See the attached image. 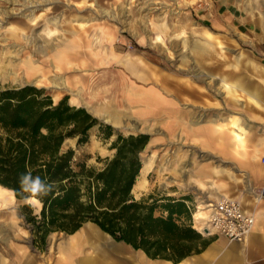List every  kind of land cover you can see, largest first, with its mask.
<instances>
[{
	"label": "rangeland",
	"instance_id": "374dc122",
	"mask_svg": "<svg viewBox=\"0 0 264 264\" xmlns=\"http://www.w3.org/2000/svg\"><path fill=\"white\" fill-rule=\"evenodd\" d=\"M202 1L0 0V88H42L54 104L66 99L70 106L83 107L96 117L101 124L90 130L89 141L76 150L77 157L91 165L98 164L97 157L113 155L109 147L117 135L148 134L149 144L141 160L147 158L150 166L145 174L141 172L138 179H144V188L133 191L134 196L188 195L194 215L199 206L215 199V189L189 173L191 165L185 154L193 153L197 164L200 157L195 150L161 146L153 113L144 119L120 116L115 122L109 105L120 109L126 98L156 96L159 110L158 89L168 92L170 82L178 81V85L195 87L209 97L206 119L221 123L224 120L219 119L227 121L237 115L255 129L264 128V108L253 105L244 91H238L239 99L234 100L219 84L221 79L244 84L246 90L258 91L264 103V0H231L236 16L220 26L203 21L198 11ZM203 31H210L218 43L214 40L206 54L196 55L205 47L200 36ZM59 51L65 52L70 63H62L61 69L52 67ZM132 61L146 69L147 79L129 72ZM28 62L40 72L36 74ZM54 76L65 78L69 88L52 87ZM106 125L112 128L109 139L104 138ZM69 147H76V138L64 142L63 149ZM240 188L225 196L240 198ZM251 199L244 195L241 200L249 208ZM39 210L38 201L17 200L0 187V264H59L69 234L51 232L41 245L28 222ZM194 220L192 216L193 226H201Z\"/></svg>",
	"mask_w": 264,
	"mask_h": 264
},
{
	"label": "trees",
	"instance_id": "16d2710c",
	"mask_svg": "<svg viewBox=\"0 0 264 264\" xmlns=\"http://www.w3.org/2000/svg\"><path fill=\"white\" fill-rule=\"evenodd\" d=\"M99 124L66 99L54 104L42 88H0V187L17 200H28L22 177L40 178L47 195L35 198L39 214L28 219L39 243L51 232L73 234L89 222L151 259L177 263L198 252L206 240L193 226L190 196L136 198L132 193L148 134L117 135L109 147L113 155L97 157L96 165L77 157L76 150ZM105 129L109 139L112 128ZM69 138H76V147L63 149Z\"/></svg>",
	"mask_w": 264,
	"mask_h": 264
},
{
	"label": "crops",
	"instance_id": "0c3cea01",
	"mask_svg": "<svg viewBox=\"0 0 264 264\" xmlns=\"http://www.w3.org/2000/svg\"><path fill=\"white\" fill-rule=\"evenodd\" d=\"M198 9L203 21L211 26H220L234 19L237 11L231 0H203ZM200 36L205 47L196 51V55L206 54L213 41H217L210 31H203ZM128 70L138 79L149 77L142 65L137 69L128 64ZM219 84L234 100L239 99L238 91H244L253 105L264 108L258 91L246 90L244 84H230L223 79ZM158 90L160 107L158 110L157 104L154 123L155 130H159L160 145L169 144L171 150L174 146L195 150L200 157L197 164L191 150L185 154L191 165L189 173L203 185L214 188V198L241 186L240 198L247 195L253 204L247 208L239 195L235 198L242 202L246 211L253 213L255 223L252 231L241 242L228 241L218 235L205 237L206 244L198 252L174 263L151 259L143 251L116 242L89 223L88 228L81 227L68 235V240L61 247L64 257L57 259L59 264H264V198L256 200L253 194L264 186V128L255 129L237 115L227 117V121L219 119L224 120L221 123L206 119L204 115L208 112V105L205 101L209 97L195 87H184L178 85V81L176 84L171 81L168 92L162 88ZM235 129L241 134L238 135Z\"/></svg>",
	"mask_w": 264,
	"mask_h": 264
},
{
	"label": "built area",
	"instance_id": "2783aa9c",
	"mask_svg": "<svg viewBox=\"0 0 264 264\" xmlns=\"http://www.w3.org/2000/svg\"><path fill=\"white\" fill-rule=\"evenodd\" d=\"M264 162V158H262ZM256 200L264 198V186L254 191ZM206 218L200 230L194 226L202 237L211 235L223 236L228 241H243L252 231L255 223L253 213L244 209L242 202L235 198L219 195L214 200L207 203Z\"/></svg>",
	"mask_w": 264,
	"mask_h": 264
},
{
	"label": "bare ground",
	"instance_id": "6f19581e",
	"mask_svg": "<svg viewBox=\"0 0 264 264\" xmlns=\"http://www.w3.org/2000/svg\"><path fill=\"white\" fill-rule=\"evenodd\" d=\"M51 33L52 32H49V34H51ZM65 48L67 49L68 46H66ZM64 53H65L64 51H59L56 54V57H55L56 64H55V62H52V67L61 69V65L63 66L64 63L67 65L70 64L68 60L67 61L65 60L66 54H64ZM26 64L28 67L32 68L33 71L36 72V74H38L40 72V69H38L37 67H33V65L30 62H28ZM57 64H59V65H57ZM130 65L133 67H136V68H140V66H141V64L136 62V61H132ZM34 72H33V74H35ZM43 72L41 73V76H45V74ZM51 84H52V87L57 88L59 90L60 89H66L67 90L69 88L67 86V82L65 81V78L63 79V78L57 77V76H54V78L51 79ZM124 100H125V103L122 105V107L120 109H118V107H115L114 105H109V108L112 107L109 110L110 115L113 117V120L115 122H117L120 119V116H124L127 118L131 117V116H135L138 119H144L150 113H153L155 115L157 112V104H158L157 97H154V98L146 97V98H140V99L129 97V98H126ZM125 127L128 128L127 126H125ZM235 132L238 135L241 134L237 129H235ZM147 161H148V159H146V161L144 162V164L141 168L142 174H145L149 170L150 165ZM141 172H140V175H141ZM140 175H139V177H140ZM144 183H145L144 179H138L136 181L134 187H133V191L136 192V191L142 190L144 188ZM32 200L37 201L35 198H32ZM208 206L209 205H207V204L199 206L198 211L195 212L193 215L194 219H195L194 222L201 225L199 227L200 230H202V229L206 230V227H203V223H204L203 221L206 218L205 214H207V210L204 211V209L207 208Z\"/></svg>",
	"mask_w": 264,
	"mask_h": 264
},
{
	"label": "clouds",
	"instance_id": "9594fccd",
	"mask_svg": "<svg viewBox=\"0 0 264 264\" xmlns=\"http://www.w3.org/2000/svg\"><path fill=\"white\" fill-rule=\"evenodd\" d=\"M32 175L30 173L25 174L21 179V187L23 191L30 194V198L40 197L42 195H47V190H45L44 185L41 184L40 178L37 176L34 180L31 179Z\"/></svg>",
	"mask_w": 264,
	"mask_h": 264
},
{
	"label": "water",
	"instance_id": "95a60500",
	"mask_svg": "<svg viewBox=\"0 0 264 264\" xmlns=\"http://www.w3.org/2000/svg\"><path fill=\"white\" fill-rule=\"evenodd\" d=\"M146 159H147V158H145V159L142 160V162H141V163H142V166H143L144 162L146 161ZM140 172H141V170H140ZM139 175H140V173H139ZM132 193H134V192H133V189H132Z\"/></svg>",
	"mask_w": 264,
	"mask_h": 264
}]
</instances>
